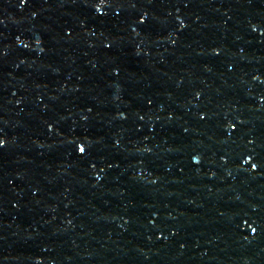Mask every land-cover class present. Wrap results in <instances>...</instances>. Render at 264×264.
<instances>
[{"label":"water","instance_id":"1","mask_svg":"<svg viewBox=\"0 0 264 264\" xmlns=\"http://www.w3.org/2000/svg\"><path fill=\"white\" fill-rule=\"evenodd\" d=\"M164 10L0 264H264V0Z\"/></svg>","mask_w":264,"mask_h":264}]
</instances>
